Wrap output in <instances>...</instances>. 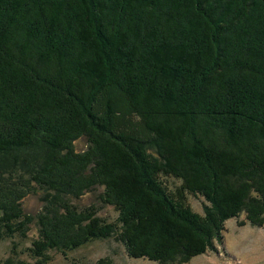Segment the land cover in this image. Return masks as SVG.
<instances>
[{"label":"trees","instance_id":"obj_1","mask_svg":"<svg viewBox=\"0 0 264 264\" xmlns=\"http://www.w3.org/2000/svg\"><path fill=\"white\" fill-rule=\"evenodd\" d=\"M230 219L264 229V0H0V240L36 230L0 264H188Z\"/></svg>","mask_w":264,"mask_h":264},{"label":"rangeland","instance_id":"obj_2","mask_svg":"<svg viewBox=\"0 0 264 264\" xmlns=\"http://www.w3.org/2000/svg\"><path fill=\"white\" fill-rule=\"evenodd\" d=\"M79 147L81 145H78ZM92 201V197L87 196L81 200L83 205H89ZM39 202L31 197L26 200L25 206L31 209L32 213L37 212L41 208ZM188 202L192 211L203 214L202 200L189 196ZM100 216L112 222L117 215L110 207H105L101 210ZM35 236L36 230L33 229L27 239L16 236L12 239L0 240V261L10 256V251L16 244L18 256L23 260L33 262L29 259L27 248ZM220 237L221 241L216 239L213 242L212 251L195 257L188 264H264V229L254 228L249 224L239 227L234 219H230L224 223V230ZM50 256L51 259L45 264H96L103 258L109 259L110 264H154L144 259L129 258L124 247L112 239L89 242L68 252L66 257L57 253H50Z\"/></svg>","mask_w":264,"mask_h":264}]
</instances>
